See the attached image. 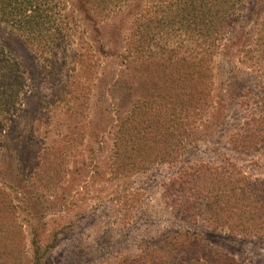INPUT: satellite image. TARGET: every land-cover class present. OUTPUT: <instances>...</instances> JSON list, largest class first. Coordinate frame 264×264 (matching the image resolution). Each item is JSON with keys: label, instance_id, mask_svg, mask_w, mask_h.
<instances>
[{"label": "rangeland", "instance_id": "obj_1", "mask_svg": "<svg viewBox=\"0 0 264 264\" xmlns=\"http://www.w3.org/2000/svg\"><path fill=\"white\" fill-rule=\"evenodd\" d=\"M75 1L62 0L69 30L43 42L48 57L0 22V44L25 77L17 106L0 126V254L18 264H142L145 253L167 248L164 239L188 231L200 235L194 254L206 264H264V235L209 225L198 176L264 181V139L256 147L233 141L240 130L264 134V123H246L258 111L262 78L239 61L247 40L256 42L264 0H246L235 11L231 23L243 35L210 62L202 109H195V83L174 82L167 58L153 61L147 50L139 58L127 54V62L121 56L148 0L114 12L107 5L102 13L94 1L81 8ZM180 45L175 62L190 52L188 43ZM165 97L166 104L172 97L193 105L177 137L129 144L133 107L162 106ZM118 149L133 156L119 157L120 167Z\"/></svg>", "mask_w": 264, "mask_h": 264}, {"label": "trees", "instance_id": "obj_2", "mask_svg": "<svg viewBox=\"0 0 264 264\" xmlns=\"http://www.w3.org/2000/svg\"><path fill=\"white\" fill-rule=\"evenodd\" d=\"M76 1L78 8L85 6L86 0ZM245 1L148 0V3L136 12L134 27L126 39L125 51L121 56L127 62L128 55L139 58L141 53L147 50L152 54L150 58H153V61L167 58L174 64L172 73L174 82H188L189 79L195 83V88L192 87V90H195L193 96L195 109H202L209 102L205 90L200 87L204 80L209 81V77L212 76L213 68H210V62L219 55L220 47L224 48L227 42H237L243 35L239 33V27L232 26L231 22H235L234 13ZM91 2L92 7L102 13L107 10V5H110L112 12L116 9L120 11L124 5L130 3V0H90ZM65 9L66 4L62 0H0V22L22 31L26 38L31 40L34 48L42 56L48 57L51 50L48 52L46 50L48 46H45L47 43L44 45L43 42L46 40L52 42L53 37L58 35L62 37L64 31L69 30L70 23L65 20L68 15L63 13ZM260 25L258 31L256 30L255 44L251 43V38L240 50L239 61L249 67H255L262 78L259 108L249 116L246 122L249 128L252 126L257 128L260 127L259 124L264 123V19ZM171 36L178 40L172 42ZM181 43H188L190 52L175 62L172 57L177 54L175 53L177 46ZM134 58L132 59L135 61ZM82 59L84 61L85 57ZM24 88L25 77L17 60L7 54L0 44V126L10 118ZM164 100L162 106L140 102L133 107V121L128 134L129 144L148 143L150 142L148 139H155L152 143L158 144L157 141H163L158 136L163 139L177 137L180 120L187 118L190 111H194L191 110L193 105L182 102L179 98L173 100L170 97L169 104H166L167 97ZM142 107L146 110L142 111ZM75 112L76 110L72 113ZM257 134L252 129L240 130L233 134V141L240 143L242 147H256L259 141L264 139V134L262 136ZM116 153L119 155L116 160L118 167L121 163L125 164L123 162L125 160H120L119 157L132 155L131 152L126 151L125 154L120 149ZM188 176L196 178L194 174L188 173ZM198 176L204 183V187L200 188L207 206L206 219L212 228L228 229L246 236L264 235V181L248 182L243 177L234 180L228 174H207L206 171H201ZM164 241L169 242L167 248L154 252L158 255L145 253L141 263L206 264L205 258L194 254L195 248L200 249L203 245L200 235L196 232L177 231L172 238ZM201 251L206 253L205 249ZM18 259L0 254V264H18ZM226 263L238 264V261L226 260Z\"/></svg>", "mask_w": 264, "mask_h": 264}]
</instances>
